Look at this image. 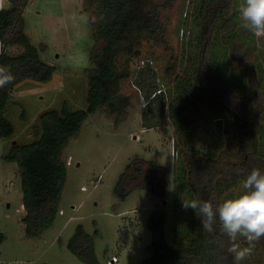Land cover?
Instances as JSON below:
<instances>
[{"label": "trees", "instance_id": "16d2710c", "mask_svg": "<svg viewBox=\"0 0 264 264\" xmlns=\"http://www.w3.org/2000/svg\"><path fill=\"white\" fill-rule=\"evenodd\" d=\"M7 1L8 6L0 9V65L7 66L15 79L0 89V137L8 139L16 132L6 113L14 87L26 79L49 81L57 67L42 57L45 45L34 44L26 31L24 9L29 0ZM176 1L84 0L93 40L90 65L84 69L86 107L73 110L65 101L61 108L45 109L39 115V124L34 126L37 139L13 143L5 156L8 161H15L19 169L26 210L22 221L27 236L40 237L61 213L68 174L64 151L70 139L79 134L90 115L101 110L112 116L115 124H120L132 106L131 97L124 93L123 87L135 76L136 82L146 89L143 127H163L169 119L178 136V145L185 142L178 151L174 169L171 241L165 234L168 210L157 206L147 219L152 235L149 255L140 264H233L232 256L226 251L228 237L220 232L218 222L213 233L205 232L195 211L182 208V199H212L215 204L233 196L232 191L240 187L252 168L264 172V115L260 118L264 112V67L258 62L256 70L252 68L247 75V82H237V86L226 76L225 60L231 58L233 67L235 63L246 65L247 58L253 57L257 49L251 39L239 42L234 38L236 30L241 29L238 8L243 0H192L191 15L200 35L192 62L186 65L170 39ZM182 21V26L187 28L188 18ZM179 32L180 27L177 36ZM145 42L160 46L166 54L163 79L152 59V63L146 61L132 68V61L141 56ZM216 43L221 47L218 54H215ZM229 43H233L231 48L227 47ZM13 45L24 50L12 54L8 47ZM228 49L232 52L230 57ZM210 118L214 123L210 122L211 133H208L204 125ZM197 129L208 134L204 132L199 145H192L190 134ZM225 134L226 138H222ZM146 162L164 168L153 160ZM130 167L133 174L128 178L137 180L143 173V164L129 162L126 170ZM235 169H240V173ZM126 170L115 188L121 198L130 192L124 185ZM149 185L156 193L153 177L145 179L140 186ZM97 233H90L83 223H77L68 239V249L87 264H101L96 253ZM4 239L5 234L0 233V244ZM243 239L238 236L236 242L247 247ZM255 243L262 249L258 263L264 264V238Z\"/></svg>", "mask_w": 264, "mask_h": 264}, {"label": "rangeland", "instance_id": "374dc122", "mask_svg": "<svg viewBox=\"0 0 264 264\" xmlns=\"http://www.w3.org/2000/svg\"><path fill=\"white\" fill-rule=\"evenodd\" d=\"M3 6H8L7 0H4ZM193 11L192 0H177L172 11L170 39L186 65L192 62L200 35L191 15ZM24 16L26 31L32 42L45 45L42 57L57 68L49 81L26 79L18 83L6 112L16 126V132L8 139L0 137V233L5 234L0 244V264H87L67 247L68 239L79 222L90 233L98 231L95 245L101 264H108L113 256H117V261L112 264H140L149 255L148 245L152 235L147 219L157 206H164L168 210L165 234L167 240L171 241L175 204L174 169L178 151L185 142L180 140L182 144L178 145V136L169 119L163 127H143L142 113L147 103L143 94L146 89L132 76L123 87L132 102L126 118L117 125L112 116L101 110L84 121L79 134L70 139L64 151L68 174L61 213L40 237L27 236L22 221L26 210L19 169L15 161L5 158L6 153L13 143H29L37 139L34 126L39 124V115L45 109L61 108L65 101L73 110L86 107L87 79L84 69L90 65L89 50L93 40L89 11L84 0H29ZM186 17L187 28L182 26V20ZM238 18L241 29L236 30L235 40L248 42L251 39L257 49L253 57L247 58L246 65L235 63L236 67H233L231 58L225 60L228 63L225 68L227 79L236 86L237 82H247V75L258 66V62L264 67V37H256L242 27L239 12ZM220 44L223 47L222 42ZM232 44H227V47L231 48ZM215 49V54H218L221 49L218 43ZM23 50L19 45L8 47L12 54ZM227 52L230 57L231 49ZM146 58L154 61L163 79V66L166 63L163 49L145 42L141 56L132 61V68L138 67L142 63L140 61ZM239 90L244 91L241 87ZM263 115L264 112L260 118ZM208 121L204 127L211 133L208 128L214 119ZM204 132L203 129L193 131L190 134L191 144L199 145ZM146 160H153L164 168L152 167ZM129 162L132 165L143 164V173L137 180L128 178L133 174L132 167L126 170ZM124 170L127 172L124 185L130 192L121 198L115 188ZM149 177L154 178L156 193L159 194L154 193L150 185L140 186ZM240 190V187L235 188L233 195ZM261 252V246L254 242L252 254L240 264H259Z\"/></svg>", "mask_w": 264, "mask_h": 264}, {"label": "clouds", "instance_id": "9594fccd", "mask_svg": "<svg viewBox=\"0 0 264 264\" xmlns=\"http://www.w3.org/2000/svg\"><path fill=\"white\" fill-rule=\"evenodd\" d=\"M4 0H0V9ZM242 27L256 37H264V0H243L238 8ZM15 79L7 66L0 65V89ZM147 106V105H145ZM237 174L240 169H235ZM238 194L224 198L218 203L212 199H182V208L193 209L201 220V226L207 233L219 230L228 237L227 253L233 258V264H240L252 254L254 242L264 238V172L252 168L240 182ZM243 237L248 246L241 247L237 237Z\"/></svg>", "mask_w": 264, "mask_h": 264}, {"label": "built area", "instance_id": "2783aa9c", "mask_svg": "<svg viewBox=\"0 0 264 264\" xmlns=\"http://www.w3.org/2000/svg\"><path fill=\"white\" fill-rule=\"evenodd\" d=\"M148 60H149V61H148ZM146 61L152 63V60H150V59H144V60H142V63H141L138 67L142 66V64H144ZM82 188L84 189L85 187L83 186ZM115 261H117V256H113V257L108 261V264H112V263L115 262Z\"/></svg>", "mask_w": 264, "mask_h": 264}]
</instances>
